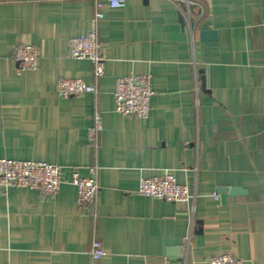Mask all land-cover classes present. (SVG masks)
Segmentation results:
<instances>
[{
    "label": "crops",
    "instance_id": "0c3cea01",
    "mask_svg": "<svg viewBox=\"0 0 264 264\" xmlns=\"http://www.w3.org/2000/svg\"><path fill=\"white\" fill-rule=\"evenodd\" d=\"M103 12L95 78L90 59L69 54L94 0H0V158L57 164L64 177L49 196L0 188V264H205L219 254L264 264V0H127ZM21 44L39 50L37 69L17 71ZM131 74L151 76L146 119L114 110L115 81ZM63 78L97 91L60 97ZM90 167L100 189L80 210L70 178ZM168 171L192 192L187 202L137 193L140 178ZM174 238L182 246L168 247Z\"/></svg>",
    "mask_w": 264,
    "mask_h": 264
},
{
    "label": "built area",
    "instance_id": "2783aa9c",
    "mask_svg": "<svg viewBox=\"0 0 264 264\" xmlns=\"http://www.w3.org/2000/svg\"><path fill=\"white\" fill-rule=\"evenodd\" d=\"M126 2L127 0H94L95 13L90 21L88 31L70 39V56L90 59L93 63L95 78L101 77L105 69V59L101 52L102 44L97 32L98 22L104 17L103 7L120 8L124 7ZM200 8L202 9V6ZM13 59L17 63L19 73L23 70H34L38 68L40 52L32 44H21L14 49ZM96 91L95 84L82 78H63L57 85V94L63 98L81 96ZM153 95L154 90L149 74H131L119 77L115 81L113 91L114 110L125 116L146 119L149 116ZM102 128L101 112L98 111L94 115V122L87 129L90 143L95 142ZM89 172L90 176L84 177L80 175L78 168H74L70 178V183L77 188V204L80 210H87L95 204L100 189L96 167H90ZM63 182V169L57 164L36 160L0 158V188L3 190L13 187H29L49 196L56 194ZM137 193L180 204L187 202L193 196L188 186L178 183L176 175L171 171L162 175L140 178ZM103 255L102 242L98 239L93 240L91 243L92 260L98 262ZM247 263V260L231 254L214 255L205 262V264Z\"/></svg>",
    "mask_w": 264,
    "mask_h": 264
},
{
    "label": "water",
    "instance_id": "95a60500",
    "mask_svg": "<svg viewBox=\"0 0 264 264\" xmlns=\"http://www.w3.org/2000/svg\"><path fill=\"white\" fill-rule=\"evenodd\" d=\"M202 38L203 39H213L215 37V32L211 31V30H203L201 32ZM225 191H228L232 194H236V193H240L242 192V190L240 188H222ZM182 238H174V239H166V244L169 247L172 244H177L179 246H182ZM173 256H178L181 257L182 256V252L178 249L177 251L173 252L172 254Z\"/></svg>",
    "mask_w": 264,
    "mask_h": 264
}]
</instances>
